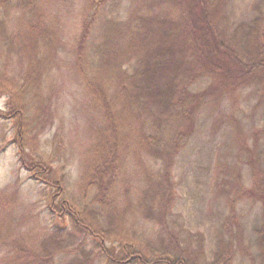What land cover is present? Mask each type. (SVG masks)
I'll use <instances>...</instances> for the list:
<instances>
[{
    "label": "rangeland",
    "instance_id": "374dc122",
    "mask_svg": "<svg viewBox=\"0 0 264 264\" xmlns=\"http://www.w3.org/2000/svg\"><path fill=\"white\" fill-rule=\"evenodd\" d=\"M87 1H38L45 22L54 28L58 49L50 51L45 42L40 44L41 52L36 49L40 87L33 85L27 96L29 111L41 121L33 129L39 145L56 153L54 163L65 164L78 197L86 189L89 195L93 193L96 186L90 183L93 175L87 167L105 153L100 148V109L72 67L71 49L87 14ZM262 7L264 0H223L220 25L248 49L250 29ZM14 22L11 33L19 36L21 23ZM32 55L25 58L11 51L1 59L8 58L10 70L21 79ZM212 80L211 76L198 78L194 88H204ZM225 91L203 105L193 134L176 153L174 199L168 203L159 186L158 165L142 146L140 124L124 118L123 125L128 123L122 128L121 143H115L119 150L113 154L118 156L119 167L114 171L112 202L97 205L111 238L107 244L121 250L120 239L136 233L149 251L169 241L175 229L192 256V251L201 252V263H212L221 250L229 254L232 250L234 264H264L263 200L237 194L238 180L254 188L264 183V90L251 83ZM8 106L3 95L0 109L6 111ZM15 124L0 115V263H20L16 255L22 249L51 251L55 263H108L97 256L100 250L91 236L76 232L72 221L66 225L67 220L54 219L48 207L51 187L23 163L14 141ZM28 148L32 151V146ZM58 225L65 227L55 232Z\"/></svg>",
    "mask_w": 264,
    "mask_h": 264
},
{
    "label": "trees",
    "instance_id": "16d2710c",
    "mask_svg": "<svg viewBox=\"0 0 264 264\" xmlns=\"http://www.w3.org/2000/svg\"><path fill=\"white\" fill-rule=\"evenodd\" d=\"M38 1L0 0V97L6 95L9 105L6 111L0 109V115L16 123L14 141L23 163L34 177L51 187L50 213L54 219L67 220L66 225L72 221L76 232L91 236L100 250L97 256L108 262L101 264H205L198 260L201 252L192 251V256L175 229L158 249L148 251L136 233L120 239L123 253L119 246L111 247L100 216L102 208L97 205L112 202L114 171L119 167L118 156L113 154L119 150L115 143H121L122 128L128 123L123 125L125 117L140 124L142 146L158 165L161 191L167 203L174 199L175 155L193 134L203 105L219 92L251 83L260 84L264 90V8L253 20L247 49L220 25L218 14L223 0L87 1V14L71 49L72 67L82 76L100 109V148L105 153L87 167L93 175L90 183L96 186L93 193L89 195L86 189L78 197L65 164L54 163L56 153L43 150L33 132L41 123L29 111L27 98L33 85L40 87L41 64L35 59L36 49L41 52L42 42L50 51L58 49L54 28L45 22ZM13 10L16 14L12 15ZM14 21L21 23L19 36L11 33ZM11 51L25 58L34 54L21 79L10 70L9 59H1L3 53ZM204 76H211L212 83L195 89L197 79ZM237 188V194L256 196L264 203V183L254 188L238 180ZM64 227L58 225L55 232ZM221 252H217L218 259L207 264H234L232 250L230 254ZM16 258L20 263L0 264H94L55 263L51 251L22 249Z\"/></svg>",
    "mask_w": 264,
    "mask_h": 264
}]
</instances>
